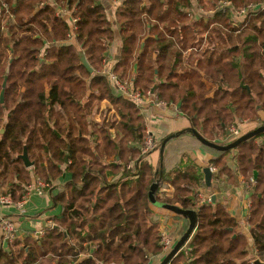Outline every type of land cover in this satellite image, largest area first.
Returning a JSON list of instances; mask_svg holds the SVG:
<instances>
[{"label":"trees","instance_id":"trees-1","mask_svg":"<svg viewBox=\"0 0 264 264\" xmlns=\"http://www.w3.org/2000/svg\"><path fill=\"white\" fill-rule=\"evenodd\" d=\"M231 2L235 10L250 4L257 8L246 18L244 30L233 27L227 11L213 20L194 21L181 11L191 8L190 0H175L172 8L169 0H125L117 12L123 47L113 74L143 94L151 91L155 79L161 81L155 97L164 105L179 104L194 129L217 144L219 136L226 141L239 121L264 126L256 111L259 104L264 112V0ZM199 4L205 6L203 0ZM58 7L72 12L74 29L57 13ZM1 25L0 94L5 79L7 86L0 131L5 114L8 124L0 134V192L13 196L23 191L22 199L30 186L32 173L17 158L25 146L40 182L51 186L66 167L72 185L55 198L65 211L57 224L62 232L50 229L33 244L16 239L8 250L0 249V264H43L46 257L51 263L58 260L55 264H148L149 255L165 253L160 229L151 221L149 191L155 170L143 160L146 123L140 108L103 74L114 31L101 1L0 0ZM73 35L79 49L55 46ZM105 100L118 118L95 123ZM255 139L235 149L237 172L229 167L231 151L206 149L213 155L215 179L225 177L232 184L242 175L248 184L255 181L249 190V222L256 253L250 252L249 239L222 203L201 205L205 184L200 170L179 165L173 173L162 172L160 184L173 186L174 196L159 201L196 212L197 227L170 264L264 263V143ZM107 158L112 159L106 163ZM116 174L121 180L110 183L108 177ZM66 238L73 242L65 243ZM82 255L87 258L80 260Z\"/></svg>","mask_w":264,"mask_h":264},{"label":"crops","instance_id":"crops-1","mask_svg":"<svg viewBox=\"0 0 264 264\" xmlns=\"http://www.w3.org/2000/svg\"><path fill=\"white\" fill-rule=\"evenodd\" d=\"M100 1L105 7L107 19L110 21L112 29L114 31V41L104 54L103 68L105 69L104 72L106 70H112L113 72L121 59V51L123 47V40L117 26V12L118 9L124 7L125 0ZM212 1L213 0H203L206 6H208ZM174 2L175 0H169L170 8L173 7ZM191 4V8L188 9L192 10L193 12L196 11L198 7L203 6L199 4V0L194 2L192 1ZM166 9H168V6H166ZM57 12L61 13L62 17L69 24V26L74 29L75 20L73 19L72 12L63 10L60 7L57 8ZM193 19L194 21H197L201 18L195 17ZM0 27L3 28L2 25ZM5 31L8 30L5 29ZM73 36L66 44L58 43L55 44V46L75 45L79 49V46L76 42V37ZM193 53L195 52L184 53V55L186 57H189L190 55L192 56ZM160 84L161 81L155 79L154 86H157L154 96L156 95L157 88ZM207 84V88H211L212 85L209 83ZM112 91L115 96H119L114 92L113 89ZM212 96L213 93H211L208 97ZM160 103L162 104L145 103L140 105L141 117L144 118V123H146L147 131L149 129L156 143H162L164 139L173 134L184 132L188 129H194L193 123L189 118L184 116L179 104L164 105L163 102ZM257 107H260V109L256 108L260 121L264 122V112L261 111V106L259 104L257 105ZM103 117L106 118V122H109L113 117L118 118L113 106L106 100L101 103L100 110L97 114H95L93 120L95 123H101L103 121ZM257 128H259V125L255 121H250L249 123L247 121H239L237 124V129L239 130L241 136L254 131ZM110 133H112V135L114 136L115 130L111 129ZM263 135L264 134L256 137V139L254 138L256 143H264ZM217 142L220 144L229 143L228 139H226L225 141L223 137H219ZM208 149L201 145L200 142L193 136L189 134H182L180 137L171 140L166 145L163 162H161L160 149L151 152L149 155H147V157L143 159L155 170L151 186L155 182V180L159 179L161 181V174L164 169L166 173H173L178 169L179 165L182 168L199 169L203 176L205 184V187L201 188V194L208 197L209 194L212 193V196H216V201H219L227 208L229 214L236 220L239 231L243 232V234L249 239L250 252L255 254L256 250L252 245L250 237L251 227L249 220L250 209L252 206V194H250L249 189L247 188L248 182L242 175H238L236 181H234L232 184L227 182L225 177L215 179L216 176L213 175L211 185L210 187H208L205 183V176L203 173L204 169L211 168L210 166L213 159V155L209 152ZM165 156L166 159L164 161ZM111 159L112 158H107L106 163L110 162ZM227 160L229 162V167L231 168V170L233 172H237L238 163L237 152L235 151V149L230 152ZM118 161L119 159L117 158V162ZM161 164L162 168H160ZM33 169L34 167L31 169H27L32 173L30 186L32 188H37L41 180L39 181V179H37ZM62 169L63 174L57 180L53 181L51 186L49 185L47 189L43 190L41 194H38L33 190L28 191V188L30 187L29 186L24 188L25 194L23 195L22 199L20 198V194L23 193V191H16V195H13L14 197L10 194L12 196L11 205H0V249L8 250L16 239L22 242L25 239H29L30 244L39 242L43 238H45L46 232L50 229L57 228L62 232L57 224L63 218L65 211L61 205L55 203V198H57L62 192H66L68 187H71L72 185V174L67 171L66 167H63ZM159 169L161 171L157 175L156 172ZM120 180L121 174H116L108 177V181L110 183H117ZM1 196H4V193L0 192V197ZM173 196L174 187L167 183H161L156 194V200L158 199V202H160L159 200L162 199L171 200ZM212 196L210 197L212 198ZM149 204L150 209L153 213L151 221L158 225L162 237H166L171 241V249L168 252L157 256L149 255L148 264H161L181 239V237L185 234L189 226V221L171 211L154 206L150 201ZM8 226H11L15 230L16 238L14 241H9L6 238L5 229ZM68 241L69 243L73 242L71 239L69 240V238H66L65 243H67ZM85 258H87L86 255L80 256V260H83ZM57 261L58 260L51 263L50 259L46 257L43 259V264H55Z\"/></svg>","mask_w":264,"mask_h":264},{"label":"water","instance_id":"water-1","mask_svg":"<svg viewBox=\"0 0 264 264\" xmlns=\"http://www.w3.org/2000/svg\"><path fill=\"white\" fill-rule=\"evenodd\" d=\"M80 59L82 64L84 65V67L90 72L93 73V69L89 66L86 58H85V54L84 53H80ZM7 86V79H5L3 85H2V91L0 94V103L3 104L4 103V95H5V89ZM156 86L155 85L152 90H151V95L155 94V90H156ZM243 86V85H242ZM244 88L248 89L247 87L243 86ZM257 109H260V107H257ZM8 124V117L7 114H5L4 117V124L1 128L0 134H4L6 126ZM182 134H189L191 136H193L195 139H197L201 145H203L206 148L209 149H213L219 152H228V151H232L234 149H236L239 145L250 141L251 139H254L262 134H264V126H261L259 128H257L254 131H251L249 133H246L242 136H240L238 139H236L235 141L228 143L226 145H220L217 143H212L208 140H206L199 132H197L195 129H188L184 132H180V133H176L173 134L169 137H167L166 139H164L161 143V148H160V155H161V162H163V156H164V151L166 148V145L171 141L174 140L178 137H180ZM230 132H227V137H230ZM19 160H21L24 163V166L26 169H31L34 167L35 163L30 161L29 158V154L27 152V148L26 146L24 147L23 150V154L19 155L17 157ZM162 168V164L161 167ZM161 170L159 169L156 173L157 175L159 174ZM204 176H205V183L208 187H210L211 185V181L213 178V173L211 172L210 168H206L203 170ZM156 175V176H157ZM257 176V174L255 173V177ZM159 186H160V180L157 179L155 180V182L152 184L150 191H149V201L156 207L162 208V209H166L168 211H171L181 217H183L184 219H187L189 221V226L188 229L186 230L185 234L181 237V239L178 241V243L175 245V247L170 251V253L168 254V256L165 258V260L161 263V264H170V262L182 251V249H184L186 247V245L189 243L192 235L194 234L196 227H197V214L194 211H188V210H183L179 207H175V206H170V205H166L163 203H160L156 200V194L157 191L159 190ZM212 203H215L216 201V196H212L211 198ZM255 264H264L261 263L259 260H256L254 262Z\"/></svg>","mask_w":264,"mask_h":264},{"label":"built area","instance_id":"built-area-1","mask_svg":"<svg viewBox=\"0 0 264 264\" xmlns=\"http://www.w3.org/2000/svg\"><path fill=\"white\" fill-rule=\"evenodd\" d=\"M226 6H227L226 3H220L219 6L217 7V10L224 9ZM4 7H6V5H4ZM263 9H264V7H263ZM256 10H257V8L253 4L247 5L242 9L241 8L238 9L237 17L232 18V20H231L233 27L240 29V30H243L246 27V24H245L246 18L248 17V15L250 14L251 11H256ZM106 75L109 76V79H110L114 89L116 91H118L121 95L129 98L139 108H140L141 104H145V103L162 104L154 95H151L150 92L147 94H143L141 92H138V91L136 92L133 89H130L127 84L121 82L115 75L112 74V70L106 71ZM230 134H231L230 137H228L229 143H231L232 141H235L236 139H238L241 136V134L237 128H233L230 131ZM156 149H157L156 141L154 140L150 131H147V141L145 143V151L146 152L147 151L153 152ZM210 169H211V172L213 173V175H215L217 173V170L215 168H210ZM254 182L255 181L252 179L251 182L247 185V188L249 190L251 189ZM44 189H46V185L39 182L37 188L36 187L32 188L30 186L28 188V191L33 190L36 193L41 194ZM199 197H200L201 205H207V204H210L212 202L210 196L206 197V196H203L202 194H200ZM11 204H12V196L10 194L0 197V205L6 206V205H11ZM5 234H6V238L9 241H14L16 238L15 230L11 226L6 227ZM160 244L163 247L164 252H168L169 247L171 245V241L169 239H167L166 237H162ZM188 244L186 245V248H187Z\"/></svg>","mask_w":264,"mask_h":264},{"label":"flooded vegetation","instance_id":"flooded-vegetation-1","mask_svg":"<svg viewBox=\"0 0 264 264\" xmlns=\"http://www.w3.org/2000/svg\"><path fill=\"white\" fill-rule=\"evenodd\" d=\"M192 1L194 2V1H198V0H190V2H192ZM212 2L208 6H206L204 4L205 6L198 7L196 9V11H194V12L190 9H181V11L183 13L189 14V16H191L192 18L196 17V18H201V19H205V20H213V19H215L216 15L218 13L225 12V11L230 13L229 18H236L237 17L238 10L234 9V7L232 6L231 0H219L217 3H214V4H212ZM220 3H226L227 6L224 9L217 10V7L219 6ZM244 7H245V5L241 6L240 8L242 9ZM263 7H264V5H263ZM263 7H262V9H263ZM193 10H195V9H193ZM195 51H201V48L199 50L190 49V50L186 51V53H191V52H195Z\"/></svg>","mask_w":264,"mask_h":264},{"label":"rangeland","instance_id":"rangeland-1","mask_svg":"<svg viewBox=\"0 0 264 264\" xmlns=\"http://www.w3.org/2000/svg\"><path fill=\"white\" fill-rule=\"evenodd\" d=\"M6 5V4H5ZM3 8L4 9H8V7H7V5H6V7H4L3 6ZM58 13V12H57ZM59 15H62L61 13H58ZM231 22V21H230ZM3 26V25H2ZM194 65H196V61L194 62ZM191 67V66H190ZM103 70H105L104 68H103ZM107 71V70H106ZM106 71L104 72L103 71V74L104 75H106ZM112 74H113V72H112ZM114 75V74H113ZM108 78H109V76L108 75H106ZM110 80V79H109ZM245 121H247L248 123L250 122L249 120H245ZM244 122V121H243ZM233 128H237L236 126H232V127H230V129H229V131L228 132H230ZM148 131H149V129H148ZM220 137V136H219ZM227 139H228V137H226ZM146 141H147V127H146V139H145V143H146ZM156 145H157V143H156ZM156 150H159V149H156ZM155 150V151H156ZM144 151H145V147H144ZM146 152V151H145ZM148 152V151H147ZM151 152H148L147 153V155H149ZM30 158V157H29ZM30 161H31V159H30ZM32 162V161H31ZM23 163V162H22ZM23 165H24V163H23ZM25 167V166H24ZM42 184H44V185H46V189L49 187V185L48 184H46V183H44V182H42ZM45 190V189H44ZM171 249V245H170V247H169V250ZM168 250V251H169Z\"/></svg>","mask_w":264,"mask_h":264}]
</instances>
